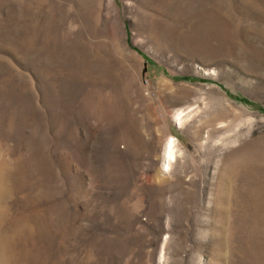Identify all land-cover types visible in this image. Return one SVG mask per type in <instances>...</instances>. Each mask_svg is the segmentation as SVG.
<instances>
[{
    "label": "rangeland",
    "instance_id": "rangeland-1",
    "mask_svg": "<svg viewBox=\"0 0 264 264\" xmlns=\"http://www.w3.org/2000/svg\"><path fill=\"white\" fill-rule=\"evenodd\" d=\"M0 264H264V0H0Z\"/></svg>",
    "mask_w": 264,
    "mask_h": 264
},
{
    "label": "bare ground",
    "instance_id": "bare-ground-1",
    "mask_svg": "<svg viewBox=\"0 0 264 264\" xmlns=\"http://www.w3.org/2000/svg\"><path fill=\"white\" fill-rule=\"evenodd\" d=\"M172 145H173V141L170 140L169 143L167 144V151H168L167 154H168L169 159H173L174 158V155L171 153Z\"/></svg>",
    "mask_w": 264,
    "mask_h": 264
}]
</instances>
